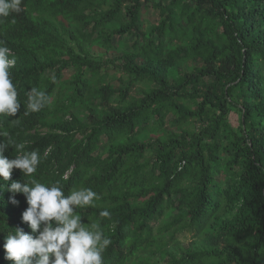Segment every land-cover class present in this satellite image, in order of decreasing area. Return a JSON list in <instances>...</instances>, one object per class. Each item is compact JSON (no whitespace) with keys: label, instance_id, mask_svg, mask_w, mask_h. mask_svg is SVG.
Instances as JSON below:
<instances>
[{"label":"trees","instance_id":"1","mask_svg":"<svg viewBox=\"0 0 264 264\" xmlns=\"http://www.w3.org/2000/svg\"><path fill=\"white\" fill-rule=\"evenodd\" d=\"M114 37L133 41L109 59ZM0 41L21 104L0 115L4 155L23 144L40 155L31 178L98 194L76 211L111 240L103 264H264V0H22ZM32 88L47 95L37 112ZM28 179L0 180V264H13L5 237L30 232L25 196L8 191ZM183 230L199 242L182 245Z\"/></svg>","mask_w":264,"mask_h":264},{"label":"clouds","instance_id":"2","mask_svg":"<svg viewBox=\"0 0 264 264\" xmlns=\"http://www.w3.org/2000/svg\"><path fill=\"white\" fill-rule=\"evenodd\" d=\"M22 0H0V18L21 10ZM16 64L10 58V49L0 41V115L15 116L21 108L10 69ZM27 108L40 111L47 102V95L37 88L29 90ZM6 144L0 143V180L7 181L13 169H19L29 179L13 181L8 191L14 196L23 194L28 207L21 214L30 232L15 228L5 237V259L13 264H103V253L111 244L98 223L84 224L76 209L94 207L98 194L90 188H80L65 195L59 183L50 185L31 178L37 171L40 155L37 150L24 151L23 144H16L18 155H4ZM101 217H110L103 210Z\"/></svg>","mask_w":264,"mask_h":264},{"label":"rangeland","instance_id":"3","mask_svg":"<svg viewBox=\"0 0 264 264\" xmlns=\"http://www.w3.org/2000/svg\"><path fill=\"white\" fill-rule=\"evenodd\" d=\"M97 11L99 13L102 12V9H97ZM159 18V14L158 12H155L154 10H149L146 13H144L143 15V29H146L147 27H149L152 23H154L155 21H157ZM133 39H130L129 41H127L124 44H119L117 42V37H114L112 42L115 45H119L117 46L116 49H112L107 55L109 57V59H115L116 57H119L121 55L122 50H127L131 47ZM195 67V63H193L192 61H189L186 64L180 65L177 69H175L174 71H172V77H177L178 75L184 73L185 71H190L191 69H193ZM69 72V71H68ZM114 72V71H113ZM114 77L113 83H117L118 76L121 75V77L124 75L119 71H115L114 72ZM148 82H143V83H138V85L136 84L130 91V94H139L140 92L138 90L144 89L146 87H148ZM229 122L231 123V125L238 129L239 127V114L237 110H233L229 113ZM159 223H157L155 226L159 225ZM176 239L184 246L187 247H192L195 244H197L200 240V238L198 236H196V233L194 231H190V230H183L180 231L177 235H176ZM170 248V246H169Z\"/></svg>","mask_w":264,"mask_h":264}]
</instances>
